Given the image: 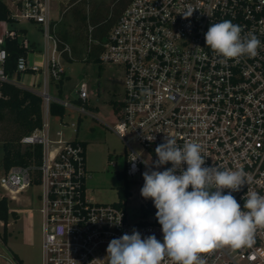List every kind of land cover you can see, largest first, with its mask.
Segmentation results:
<instances>
[{
  "label": "built area",
  "instance_id": "obj_1",
  "mask_svg": "<svg viewBox=\"0 0 264 264\" xmlns=\"http://www.w3.org/2000/svg\"><path fill=\"white\" fill-rule=\"evenodd\" d=\"M0 1L9 11V18L0 19V24L25 19L44 29L45 52L38 53L40 62L33 64L29 55L38 49L24 28L0 32V81L21 86L18 75L29 69L44 78L42 90L31 89L43 98V124L20 139L23 147L42 146V162L14 165L0 177V185L10 191L2 197L10 201L33 185L42 187V264H109L110 241L134 229L142 238L154 234L163 242L157 209L149 210L150 198L139 206L141 214L135 220L129 218L123 202L95 201L86 187L84 140L52 136V102L65 106L66 112L69 107L80 116H95L89 108L87 80L76 90V105L49 91L51 80H59L65 72L63 53L72 57L67 43L60 48L54 15L62 16L80 0ZM189 10L193 13L185 18L183 13ZM224 20L240 25L242 35L255 34L264 45V0H130L102 41L98 58L123 75L124 96L112 103L113 120H100L124 142V168L119 173L131 178L140 191L145 171L172 167L171 162L155 167V149L168 135L181 148L186 142L201 144L205 167L243 169L251 183L232 195L244 210L248 188L264 196V47L255 57L222 63L207 47L205 34L211 24ZM7 39L18 40L26 50L12 75L5 69ZM133 154L139 156L135 161L130 160ZM201 256L205 264H264V229H257L251 246L222 247ZM162 264L173 262L165 257Z\"/></svg>",
  "mask_w": 264,
  "mask_h": 264
},
{
  "label": "clouds",
  "instance_id": "obj_2",
  "mask_svg": "<svg viewBox=\"0 0 264 264\" xmlns=\"http://www.w3.org/2000/svg\"><path fill=\"white\" fill-rule=\"evenodd\" d=\"M192 13L189 10L183 15L188 18ZM242 32V27L230 20L211 24L205 34L207 47L222 58V63L257 56L264 45L255 34ZM155 151L157 169L169 162L172 167L162 172L145 171L141 195L154 202L163 242L154 234L142 238L134 229L132 234L110 241L109 264H162L165 257L173 264H205L203 253L252 245L257 229H264V196L248 188L241 210L232 193L251 183L243 169L205 167L201 144L186 142L181 148L168 135ZM132 157L131 161L139 158L136 154Z\"/></svg>",
  "mask_w": 264,
  "mask_h": 264
},
{
  "label": "rangeland",
  "instance_id": "obj_3",
  "mask_svg": "<svg viewBox=\"0 0 264 264\" xmlns=\"http://www.w3.org/2000/svg\"><path fill=\"white\" fill-rule=\"evenodd\" d=\"M84 0L76 2L62 16L56 12L55 33L60 38L62 34L68 33L70 37L78 31L83 34L85 29H77V23L72 16V9ZM87 2V13L91 11V5ZM100 1V0H99ZM111 12V8H109ZM22 29L26 37L34 42L38 52L29 55L30 63H39L40 55L45 52V37L42 25L22 19L18 23L7 21L0 24V32L4 29ZM91 31L89 27L88 33ZM68 43V42H67ZM72 50V46L68 43ZM73 52V50H72ZM78 57V58H77ZM63 61L65 70L63 77V93H59V80L52 79L49 87L50 93L61 99L68 100L76 105L78 98L77 89L82 80L90 84L91 98L89 108L95 116L79 115V112L67 107L63 118L50 114V126L53 138L71 140L82 139L87 142V166L89 174L86 180L89 196L99 203H114L120 201L119 187L125 182L130 183L131 195L126 203L127 214L130 219L135 220L141 214L140 205L146 203L141 195L140 189L131 183V178L122 176L119 172L124 168L122 156L126 152V146L122 139L114 133L101 120H113L112 100H121L124 96L123 75L118 72L114 65L100 64L92 60L88 61L85 56H75L74 61ZM41 84L38 90L44 88V78L41 75ZM78 106V105H77ZM88 108V107H87ZM101 119V120H100ZM66 123V124H65ZM75 125H72V124ZM75 128L77 131L75 132ZM17 131L16 123L7 116L0 120V177L4 172L3 166V145ZM57 131L62 134L56 135ZM10 191L0 185V198ZM143 202V203H142ZM140 206V207H139ZM10 210L18 213V218L10 217V234L8 242L2 239L4 226L0 221V264H18L13 257L17 253L23 264H42V187L33 185L17 195V200L10 201Z\"/></svg>",
  "mask_w": 264,
  "mask_h": 264
},
{
  "label": "trees",
  "instance_id": "obj_4",
  "mask_svg": "<svg viewBox=\"0 0 264 264\" xmlns=\"http://www.w3.org/2000/svg\"><path fill=\"white\" fill-rule=\"evenodd\" d=\"M130 0H91V11L87 13V2L82 1L72 9V16L77 23V29H85V33L78 31L72 37L68 33L61 36L62 43L60 48L63 49L68 42L72 46V57L65 51L63 56L66 61H74L75 56H85L90 61L99 63V54L102 51V41L107 33L121 15L123 9ZM111 8V12H109ZM9 11L5 4L0 1V19H8ZM91 31L88 33L89 27ZM67 43V44H68ZM5 47L8 50V58L6 61V72L12 75L17 68V59L19 56L26 54V50L20 45L18 40L7 39ZM78 58V57H77ZM31 71V69H29ZM64 73L59 79V93H63ZM80 103V101H77ZM112 103L117 104L112 100ZM50 114L63 118L66 114V107L52 102L50 105ZM17 125V131L12 138L4 142L3 145V166L5 170L10 169L14 165L29 166L32 164H40L42 162V146L35 145L32 147L22 148L20 139L23 135L32 132L43 124V98L31 89L16 85L12 82L0 81V120L7 116ZM87 146V142L83 141ZM121 174V173H120ZM124 176L123 174H121ZM38 182V180H37ZM132 183V182H131ZM120 202L126 205L131 195L130 183L119 187L118 190ZM150 211L156 209L153 200L150 198ZM18 218L16 211L10 212V200L6 197L0 198V218L4 221L3 237L5 243L8 242V223L10 217ZM15 259L23 264L22 259L17 253H14Z\"/></svg>",
  "mask_w": 264,
  "mask_h": 264
},
{
  "label": "crops",
  "instance_id": "obj_5",
  "mask_svg": "<svg viewBox=\"0 0 264 264\" xmlns=\"http://www.w3.org/2000/svg\"><path fill=\"white\" fill-rule=\"evenodd\" d=\"M18 77L20 79L21 86L28 88V89H34L35 86H38V84H40V81H41V76L38 74V72H33V71H28L26 73L19 74ZM21 147L26 148V147H23L22 145H21ZM10 212H12V211L10 210ZM0 221L4 226V221L1 218H0ZM9 226H10V220L8 223V232L10 234ZM2 237H3V234H2Z\"/></svg>",
  "mask_w": 264,
  "mask_h": 264
}]
</instances>
